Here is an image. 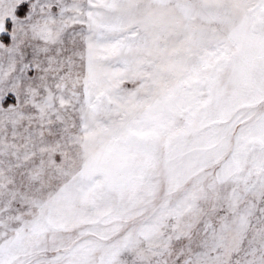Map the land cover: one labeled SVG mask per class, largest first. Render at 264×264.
<instances>
[{"label": "snow or ice", "instance_id": "1", "mask_svg": "<svg viewBox=\"0 0 264 264\" xmlns=\"http://www.w3.org/2000/svg\"><path fill=\"white\" fill-rule=\"evenodd\" d=\"M0 264H264V0H0Z\"/></svg>", "mask_w": 264, "mask_h": 264}]
</instances>
